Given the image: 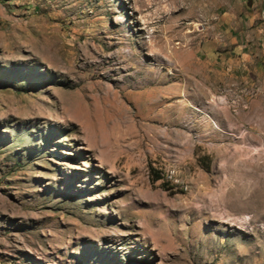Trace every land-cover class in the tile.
I'll return each mask as SVG.
<instances>
[{"label": "rangeland", "instance_id": "rangeland-1", "mask_svg": "<svg viewBox=\"0 0 264 264\" xmlns=\"http://www.w3.org/2000/svg\"><path fill=\"white\" fill-rule=\"evenodd\" d=\"M0 264H264V0H0Z\"/></svg>", "mask_w": 264, "mask_h": 264}, {"label": "bare ground", "instance_id": "bare-ground-1", "mask_svg": "<svg viewBox=\"0 0 264 264\" xmlns=\"http://www.w3.org/2000/svg\"><path fill=\"white\" fill-rule=\"evenodd\" d=\"M203 91V90H202ZM212 92V91H211ZM204 93V94H203ZM203 96H208V93H206L205 91L202 92ZM202 97V96H201Z\"/></svg>", "mask_w": 264, "mask_h": 264}]
</instances>
